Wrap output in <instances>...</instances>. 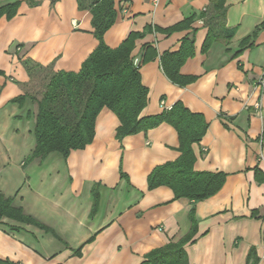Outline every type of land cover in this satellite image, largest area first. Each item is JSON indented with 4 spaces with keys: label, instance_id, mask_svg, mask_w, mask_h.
<instances>
[{
    "label": "crops",
    "instance_id": "crops-1",
    "mask_svg": "<svg viewBox=\"0 0 264 264\" xmlns=\"http://www.w3.org/2000/svg\"><path fill=\"white\" fill-rule=\"evenodd\" d=\"M92 1L0 0L9 8L0 13V195L32 218H0V264H264V0H225L231 37L206 50L202 14L213 0H112L105 45L140 33L130 51L147 89L140 116L180 103L205 120L190 144L193 169L225 179L195 202L148 187L154 168L180 156L166 122L117 139L118 118L103 107L83 148L29 159L37 104L26 64L78 72L98 44ZM191 34L193 54L179 73L192 79L179 85L161 56Z\"/></svg>",
    "mask_w": 264,
    "mask_h": 264
},
{
    "label": "trees",
    "instance_id": "trees-1",
    "mask_svg": "<svg viewBox=\"0 0 264 264\" xmlns=\"http://www.w3.org/2000/svg\"><path fill=\"white\" fill-rule=\"evenodd\" d=\"M225 0H213L210 13L202 14L208 27L203 49L224 33L225 42L231 34L223 28L226 14ZM9 10L0 9V13ZM112 0H93L91 3L92 24L98 40L96 48L88 55L76 73L52 72L39 99L29 95L37 104L33 133L35 147L29 159L44 157L50 152H58L66 157L71 150L87 145L94 134V122L103 107L109 108L118 118L117 139L147 130L162 122L172 125L179 138L180 156L153 169L148 176V187L165 185L174 192V198L186 197L191 201L208 198L220 190L224 183L223 172L195 171L190 144L197 142L206 130V123L199 114L188 111L180 103L160 114L141 117L146 104L147 89L142 85L138 71L130 56L134 39L140 33H131L115 49L103 42L104 32L111 26L115 17ZM189 20V19H188ZM217 27L220 28L218 31ZM194 31V30H193ZM241 42L240 49L247 45ZM193 54V34L185 37L178 51L164 53L161 65L166 76L179 85L192 78L182 76L180 67ZM39 67L26 64L29 77L33 69ZM28 94L19 95L14 101L23 100ZM18 217L32 222L20 208L13 207L11 199L0 195V218ZM166 247L155 252L166 251Z\"/></svg>",
    "mask_w": 264,
    "mask_h": 264
},
{
    "label": "rangeland",
    "instance_id": "rangeland-1",
    "mask_svg": "<svg viewBox=\"0 0 264 264\" xmlns=\"http://www.w3.org/2000/svg\"><path fill=\"white\" fill-rule=\"evenodd\" d=\"M218 31L220 30L219 27H217ZM224 36V33H220V38ZM33 77L29 84L27 85L28 89L27 91L33 95L34 98L39 99V97L42 94V91L45 88V84L48 81L50 77V70L49 69H33L32 70ZM59 154L58 152H55Z\"/></svg>",
    "mask_w": 264,
    "mask_h": 264
},
{
    "label": "built area",
    "instance_id": "built-area-1",
    "mask_svg": "<svg viewBox=\"0 0 264 264\" xmlns=\"http://www.w3.org/2000/svg\"><path fill=\"white\" fill-rule=\"evenodd\" d=\"M132 63L134 66H139L140 62L138 58H133L132 59ZM259 83L263 84L264 83V79L260 78L259 79ZM255 108H259V103H255Z\"/></svg>",
    "mask_w": 264,
    "mask_h": 264
}]
</instances>
